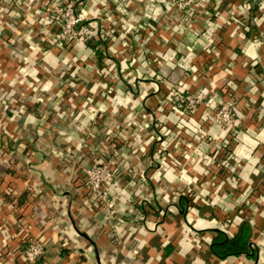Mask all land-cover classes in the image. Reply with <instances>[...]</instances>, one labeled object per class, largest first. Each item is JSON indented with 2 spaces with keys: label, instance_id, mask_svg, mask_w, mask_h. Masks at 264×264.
<instances>
[{
  "label": "crops",
  "instance_id": "obj_1",
  "mask_svg": "<svg viewBox=\"0 0 264 264\" xmlns=\"http://www.w3.org/2000/svg\"><path fill=\"white\" fill-rule=\"evenodd\" d=\"M59 1L0 2V264H25L27 235L37 264H264V0H75L100 55L55 39ZM222 100L234 130L211 120ZM96 161L111 207L87 186ZM243 219L245 253L214 254Z\"/></svg>",
  "mask_w": 264,
  "mask_h": 264
},
{
  "label": "built area",
  "instance_id": "obj_2",
  "mask_svg": "<svg viewBox=\"0 0 264 264\" xmlns=\"http://www.w3.org/2000/svg\"><path fill=\"white\" fill-rule=\"evenodd\" d=\"M2 0H0L1 2ZM174 7L178 11L192 10L197 6L195 0H174ZM168 5V4H166ZM252 4L245 1L241 4L243 14L252 10ZM56 27L55 39L58 42H71L76 45H84L90 38L94 37V27L85 22V16L78 11L75 0H64L52 4L48 9ZM179 88H173L165 98L167 101L178 102L180 110L193 116L200 104L198 97L192 94H184ZM171 103V102H170ZM181 103V104H180ZM211 120L213 124L221 130H234L236 118L229 100H222L221 105L212 112ZM161 150L167 151L166 148ZM86 180L89 190L98 202L105 206L109 205V196L114 194V173L111 170L109 161H96L86 171ZM230 220H226L223 228H226ZM25 245L22 250V259L25 264H37L44 255V245L38 238L28 235L25 238Z\"/></svg>",
  "mask_w": 264,
  "mask_h": 264
},
{
  "label": "trees",
  "instance_id": "obj_3",
  "mask_svg": "<svg viewBox=\"0 0 264 264\" xmlns=\"http://www.w3.org/2000/svg\"><path fill=\"white\" fill-rule=\"evenodd\" d=\"M254 9L256 8L254 7ZM238 11L239 13L243 14L241 5L238 7ZM86 43L92 45L91 47L93 48V50L96 51V54L99 55L100 53H98L99 51L97 49V46H99L101 43L103 46H105V43L100 39L94 40L93 38H90ZM184 94L185 93H183V95ZM178 104V102H174V105L177 106ZM247 221L248 220L243 219V221L240 223L238 233L231 239L223 237L220 232H216L217 237H215L212 242L213 253L219 256L220 258H225L228 256H237L242 253H245L251 230L250 224Z\"/></svg>",
  "mask_w": 264,
  "mask_h": 264
}]
</instances>
